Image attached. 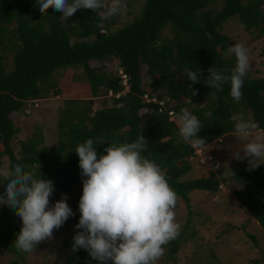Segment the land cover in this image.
Instances as JSON below:
<instances>
[{"label": "trees", "instance_id": "16d2710c", "mask_svg": "<svg viewBox=\"0 0 264 264\" xmlns=\"http://www.w3.org/2000/svg\"><path fill=\"white\" fill-rule=\"evenodd\" d=\"M214 0H144L140 13L122 27L112 31L114 17L105 19L104 8L98 12L81 9L67 26L62 13L51 7L47 15L40 13L36 0H0V45L6 40L13 49V67L6 71L4 55L0 52V159L8 158V168L21 164L25 171L40 173L54 184V194H70L83 186L76 147L91 138L103 141L97 146L98 154L112 144H125L143 135L148 148L143 157L154 161L164 173L169 186L185 203L191 213L190 193L201 190L215 193L221 181L217 169L194 179H182L190 171V160L197 158L192 143H185L180 135V124L171 119L169 112L179 118L187 109L204 124L198 136L206 145L234 133L236 118L256 122L264 129V79L247 73L242 87V99L236 102L230 95L228 84L222 91L203 83L208 69L214 67L224 74L236 66L235 56H229V37L224 25L237 18L244 29L256 36L264 35V0H223L220 8ZM66 22V21H65ZM168 27L171 37H163ZM92 37V38H91ZM91 38V39H89ZM118 60L119 68L127 75L128 90L117 75L108 72L104 62ZM93 61L96 65H91ZM82 68L80 82L89 97L64 98L58 112L55 147H39L40 138L29 137L20 141L19 156L11 141L18 131L14 119L27 101L42 99L47 94H63L64 88L51 75L59 68ZM199 83H193L196 95L188 89L186 70L198 71ZM65 70V69H63ZM145 72L150 78L149 89L143 88ZM50 91L52 93H50ZM69 91V90H68ZM112 94L111 105L92 110L93 98ZM81 92V93H82ZM118 93L119 96H116ZM159 98V102L146 101ZM74 97V98H73ZM203 103L202 105H199ZM92 112V114L90 113ZM144 113V115L142 114ZM222 141V140H221ZM200 147V146H199ZM202 147V146H201ZM205 147V145L203 146ZM249 171L241 167L232 176L242 188L231 190L233 197L259 223L264 230V161ZM40 172V173H39ZM5 187L0 185V194ZM70 220L75 226L79 209ZM22 227L21 219L7 205H0V253L19 255L14 241ZM75 231L61 238L65 247L64 264H92L98 262L71 245ZM253 238L252 235H249ZM175 243L171 252H177ZM264 259V253L262 256ZM255 263L259 260H255ZM12 264H23L13 261Z\"/></svg>", "mask_w": 264, "mask_h": 264}, {"label": "clouds", "instance_id": "9594fccd", "mask_svg": "<svg viewBox=\"0 0 264 264\" xmlns=\"http://www.w3.org/2000/svg\"><path fill=\"white\" fill-rule=\"evenodd\" d=\"M36 2L43 16L47 15V9L51 7L67 19L81 9L94 13L104 8L103 0ZM121 8L120 0H116L105 12L104 18L119 14ZM227 54L236 58V66L230 70V75L211 67L203 83L217 91H222L223 85L228 84L229 95L239 102L243 95L244 78L250 68L248 53L243 45L234 44L229 47ZM186 73L190 81L187 87L191 95H196L192 84L201 82L200 69L186 70ZM119 77L127 91V75L121 69ZM109 95H112L110 91ZM145 99L148 102L153 98L145 96ZM171 119H174V115ZM179 120L183 141L194 143L195 154L202 156L201 146L206 145V142L198 133L204 124L187 109L181 110ZM256 128L255 121L236 118L234 130L240 139L248 142L234 159H246L249 171L262 165L259 161L264 159V136L258 135L249 140ZM104 143L89 138L75 149L79 157L83 189L78 205L80 217L74 226L78 231L72 238L71 249L85 250L99 264H155L163 256L164 246L179 235L180 226L175 221L174 212L177 194L169 186L161 168L142 156L148 148L143 135L130 143L108 145L102 154H98L97 146ZM241 151L243 156L240 155ZM0 184L5 187L4 193L0 194V205L13 209L22 222L13 243L18 252L32 253L41 242L53 238L54 229L59 230L75 215L67 204L66 194L62 193L59 200L50 204V197L55 191L52 180L43 178L41 173L37 178L35 172L25 171L19 163L13 164L10 169L0 168Z\"/></svg>", "mask_w": 264, "mask_h": 264}, {"label": "rangeland", "instance_id": "374dc122", "mask_svg": "<svg viewBox=\"0 0 264 264\" xmlns=\"http://www.w3.org/2000/svg\"><path fill=\"white\" fill-rule=\"evenodd\" d=\"M213 7L220 8L223 0H214ZM249 0H243L247 3ZM104 11L116 3V0H103ZM122 8L119 14L114 17V23L110 30L114 31L122 27L126 22L137 16L144 0H120ZM264 11V4L261 6ZM63 25L71 24L73 20L62 17ZM223 32L229 37L228 49L234 44H241L248 53L250 68L248 73L255 77L264 79V35L256 36L257 32L246 31L237 18H231L223 27ZM163 37H171L172 33L166 27L162 31ZM92 38V37H91ZM89 38V39H91ZM9 43L5 40L0 45V52L4 55V67L9 71L13 67V49H9ZM229 56H234L230 55ZM91 65H96L93 61ZM108 72L119 76L118 60L111 59L104 62ZM65 69V70H63ZM143 88L149 89L150 78L143 71ZM56 79L57 84L64 89L60 95L47 94V97L27 101L23 109L18 112L14 119V125L18 128L11 144L17 156H19L20 141L29 137L40 138L39 147H55L58 144L57 120L58 112L64 106V98L73 95L75 98L89 97L84 91L80 82L82 79V68L78 66L75 70L70 67H62L51 75ZM86 84V83H85ZM69 90V91H68ZM123 91H126L124 86ZM82 92V93H81ZM50 93H52L50 91ZM144 95V99H145ZM73 97V98H74ZM112 95H101L93 98L91 109L94 111L104 104L111 105ZM149 98V97H148ZM151 99V98H150ZM156 101L159 98L153 97ZM151 99L152 101H154ZM146 100V99H145ZM203 103L199 104L202 105ZM92 114V112H90ZM144 115V113H142ZM242 114V113H241ZM241 114L238 117H241ZM178 124L179 118L174 117ZM264 136V129H255L249 136V140L256 136ZM222 140V141H221ZM219 139L213 143L202 146V156L190 160L191 169L182 176V179H194L206 173L208 169H217L218 176L226 181H221L217 192H206L194 190L190 193L191 213L185 203L177 196V203L174 209L175 221L179 224V235L175 240L164 246V254L155 264H264L262 259L264 253V230L259 223L239 204L233 197L231 190L242 188V185L232 178L239 168L248 167L247 160L238 161L234 156L248 142L238 137L236 132ZM2 148L0 144V149ZM243 156V152H240ZM201 158L204 159L202 162ZM261 159L259 163L263 162ZM8 158L3 156L0 159V168H8ZM1 185V184H0ZM83 186H79L72 193L68 194L67 204L75 212L79 209V200L82 195ZM57 192L50 197V204H54L58 198ZM75 231L70 218L59 230H53V238L41 242L37 248L25 255L22 259L19 255L11 253H0V264H12L13 261H23V264H64L66 260L65 247L61 238L68 237ZM249 235H252L251 238ZM177 243V252H171L170 248ZM255 260L259 262L255 263ZM92 264H99L93 262Z\"/></svg>", "mask_w": 264, "mask_h": 264}, {"label": "built area", "instance_id": "2783aa9c", "mask_svg": "<svg viewBox=\"0 0 264 264\" xmlns=\"http://www.w3.org/2000/svg\"><path fill=\"white\" fill-rule=\"evenodd\" d=\"M126 79H127V77H125V80H126ZM125 80H124V81H125ZM169 114H171V118H172V116L174 115L171 111L169 112ZM172 114H173V115H172ZM192 146H193V147H196V145H195L194 143H192ZM199 151H200V150H197V152H199ZM201 160H202V159H201Z\"/></svg>", "mask_w": 264, "mask_h": 264}]
</instances>
